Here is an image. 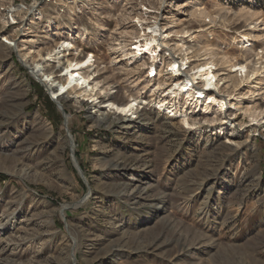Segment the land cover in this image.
I'll list each match as a JSON object with an SVG mask.
<instances>
[{"label":"rangeland","instance_id":"rangeland-1","mask_svg":"<svg viewBox=\"0 0 264 264\" xmlns=\"http://www.w3.org/2000/svg\"><path fill=\"white\" fill-rule=\"evenodd\" d=\"M149 26L158 40L140 50ZM79 27L94 74L57 95L40 62L53 32ZM211 62L207 111L205 97L170 93L184 76L201 87ZM108 95L136 97L138 110L109 109ZM168 101L194 124L158 115ZM10 108L0 264H264V0H0V110ZM119 117L132 126L110 124Z\"/></svg>","mask_w":264,"mask_h":264},{"label":"bare ground","instance_id":"bare-ground-1","mask_svg":"<svg viewBox=\"0 0 264 264\" xmlns=\"http://www.w3.org/2000/svg\"><path fill=\"white\" fill-rule=\"evenodd\" d=\"M10 7H11L10 9L13 10L12 6ZM149 27L151 28V32H149V35H147L145 32L146 37H144V43L141 45L142 47L140 48V50L148 49L151 45H153V43L156 40H158L155 34L157 32V28L152 27V26H149ZM88 33H89V30L87 28L79 27V30H75L74 28H70L67 30L59 29L51 34L52 41H55L56 45L47 51L48 57H45L43 61L40 62V64L42 65L43 70L46 73V76H51V83L50 84L46 83V86L55 94L57 95L62 94V92H65L67 89L73 88V87L77 88V86H85L86 84L90 86V82H89L91 78L90 75L93 73V71L84 72L83 68L84 67L91 68L92 66H94V63H95L94 55L90 53L85 56H82V49H79V47L76 44V39L78 38V36L84 37V36H87ZM3 42L7 44L8 43L13 44L9 42L8 40L7 41L3 40ZM53 60L54 61L56 60V62L51 63ZM181 61L183 60L181 59V57H178V56H174L173 59L170 61L169 64H171V68L175 70V73L173 74L172 77H175L176 75L180 74V69L182 65ZM213 65L214 64L212 62L205 63L202 65L201 74L199 75L202 81L201 87L200 86L195 87L193 82L196 79V77L184 76L183 79L176 78L177 80H175L176 82H175L174 87L170 89V93H172L174 96H178L181 93H186L188 96V100H190L192 104H196V106H197V103H199V101H201V99L205 97L206 99H208V102H206L205 104V111H207L210 106L208 105V103L215 99V91L214 92L212 91V87L214 86L215 79H216V74L213 69ZM231 67L233 71H239L241 72V74H243L247 69V64L234 63L231 65ZM98 84H99V81L96 82L95 84L96 87L98 86ZM89 89L90 90L88 89L86 90L91 92L90 97H93L94 94H92V92L95 90L94 85H91V88ZM58 98H59V103L62 106H64L68 102V96L67 97L58 96ZM224 100L226 99H221L220 108L227 107V102H225ZM103 102L106 103L109 109L117 108V110H121L124 113L125 112L136 113V110H138L135 108L136 102H137L136 97L133 99H130V101H127L125 103H123L122 101L121 103L120 100L118 101L115 98H112V96L110 97L108 95L107 98ZM7 105L9 104L7 103ZM160 107L161 108H160V112L158 113V115L166 114L168 115L167 117L169 118L171 116L172 118L180 117L181 118L180 120L182 121V123L187 126H192L194 124L188 118L189 111L187 110L183 111V110L176 109L175 103L173 101L172 102L168 101L167 103H161ZM16 111L17 110H14L11 108L8 111L0 110V131L2 130L6 122L9 121L8 118L10 116L15 115V113H17ZM122 121H123L122 117H119V118L112 120L110 124H113L114 126H121V127L123 126L126 128H129L132 126L130 124L120 125ZM172 126H174V124H172ZM67 138L69 140L70 146L74 148L73 147L74 137L70 132L67 133ZM229 141H231V143H234L236 145H239V143L241 144V142L236 141L235 139L233 140L230 139ZM35 142H36V137H33V138L31 137L27 141L28 143L27 145L28 146L34 145ZM28 146H26V148ZM24 148H25V145H24ZM105 167H107V165ZM103 178H108V177L104 175ZM129 189H130L129 186H125L123 189H120L118 193L130 195V197L132 198L136 197L137 194H139V191H136V190H133L130 193Z\"/></svg>","mask_w":264,"mask_h":264}]
</instances>
